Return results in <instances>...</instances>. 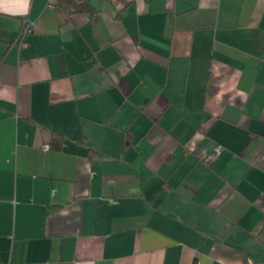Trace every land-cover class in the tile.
I'll list each match as a JSON object with an SVG mask.
<instances>
[{
    "label": "crops",
    "instance_id": "obj_1",
    "mask_svg": "<svg viewBox=\"0 0 264 264\" xmlns=\"http://www.w3.org/2000/svg\"><path fill=\"white\" fill-rule=\"evenodd\" d=\"M76 1L0 0V263L264 264V0Z\"/></svg>",
    "mask_w": 264,
    "mask_h": 264
},
{
    "label": "trees",
    "instance_id": "obj_2",
    "mask_svg": "<svg viewBox=\"0 0 264 264\" xmlns=\"http://www.w3.org/2000/svg\"><path fill=\"white\" fill-rule=\"evenodd\" d=\"M54 4L58 7H72L78 12H93V8L89 2H78L76 0H54ZM56 142V139H55Z\"/></svg>",
    "mask_w": 264,
    "mask_h": 264
},
{
    "label": "built area",
    "instance_id": "obj_3",
    "mask_svg": "<svg viewBox=\"0 0 264 264\" xmlns=\"http://www.w3.org/2000/svg\"><path fill=\"white\" fill-rule=\"evenodd\" d=\"M220 153L221 152L219 148L215 149L211 153H207L203 150H200L198 151V157L206 165L212 166L215 163V161L219 158ZM0 264H4V263H0Z\"/></svg>",
    "mask_w": 264,
    "mask_h": 264
}]
</instances>
